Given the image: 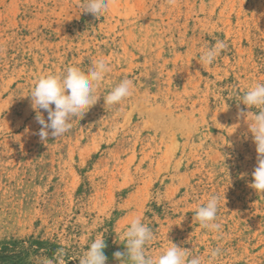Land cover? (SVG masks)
I'll list each match as a JSON object with an SVG mask.
<instances>
[{
	"label": "rangeland",
	"instance_id": "1",
	"mask_svg": "<svg viewBox=\"0 0 264 264\" xmlns=\"http://www.w3.org/2000/svg\"><path fill=\"white\" fill-rule=\"evenodd\" d=\"M86 3L0 0V242L23 243L22 264H59L60 249L78 264L103 235L106 264H120L123 230L141 216L151 257L171 242L204 264H264V194L249 186L257 154L238 115L264 83V0H108L96 17ZM217 41L226 47L208 65L200 56ZM100 59V98L42 141L37 78ZM124 79L131 96L104 104ZM213 194L218 232L195 219Z\"/></svg>",
	"mask_w": 264,
	"mask_h": 264
},
{
	"label": "clouds",
	"instance_id": "2",
	"mask_svg": "<svg viewBox=\"0 0 264 264\" xmlns=\"http://www.w3.org/2000/svg\"><path fill=\"white\" fill-rule=\"evenodd\" d=\"M108 6V0H87L83 12L96 17L105 12ZM225 47L223 41H217L215 46L204 49L200 59L211 65ZM108 71H110L108 62L100 59L87 72L69 66L62 74L49 73L37 78L28 97L31 100V108L36 111L35 119L42 126L38 132L42 141H47L49 129L51 136L57 138L70 130L73 117L82 118L100 98L94 93ZM132 88L131 80H122L104 97V104H119L131 96ZM240 101L250 109L247 113L241 110L238 115L247 123L257 154V164L251 174L252 182L249 186L256 193L264 194V83H256L250 87ZM41 109L47 112V121L41 114ZM253 109L255 111H252ZM218 208L219 197L215 194L196 208L195 219L202 228L217 232L220 230L221 225L215 222ZM153 238L152 229L143 222L141 216H136L128 222L122 233L125 251H116L113 256L120 261V264H204V257L192 255L190 250L180 248L171 242L170 246L158 256L147 255L146 245ZM105 247L106 244L101 235L90 243L83 255L79 257L78 264H106L107 257L103 252ZM63 255V249H60L57 257L59 264H64ZM218 255L219 249L211 250L212 259ZM38 264H54V261L44 257L38 260Z\"/></svg>",
	"mask_w": 264,
	"mask_h": 264
},
{
	"label": "trees",
	"instance_id": "3",
	"mask_svg": "<svg viewBox=\"0 0 264 264\" xmlns=\"http://www.w3.org/2000/svg\"><path fill=\"white\" fill-rule=\"evenodd\" d=\"M15 245H23V243L9 244L7 242H0V264H22L25 252H15Z\"/></svg>",
	"mask_w": 264,
	"mask_h": 264
}]
</instances>
